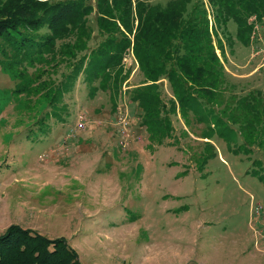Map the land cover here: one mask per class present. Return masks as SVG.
Wrapping results in <instances>:
<instances>
[{
  "label": "rangeland",
  "instance_id": "obj_1",
  "mask_svg": "<svg viewBox=\"0 0 264 264\" xmlns=\"http://www.w3.org/2000/svg\"><path fill=\"white\" fill-rule=\"evenodd\" d=\"M94 20L92 12L90 44L99 41ZM226 27L232 47L222 39L224 55L217 49L215 54L233 94L259 91L264 97L259 58L239 44L232 22ZM123 62L128 76L113 109L105 93L88 96L81 75L52 111L59 120L0 66V207L11 220L18 210L36 219L33 232L39 236L62 237L78 264H264V149H249L236 126L226 142L216 135L205 139V127L178 110L171 116L172 138L151 147L127 95L143 78L130 50ZM161 81L167 102L172 96ZM118 111L127 121L123 136ZM78 114L86 120L83 130L76 129ZM87 130L107 137L108 145L92 150L80 142V151L59 156L61 144ZM204 142L211 144L212 156L203 164ZM104 180L119 185L120 199L89 217L94 204L88 187H102Z\"/></svg>",
  "mask_w": 264,
  "mask_h": 264
},
{
  "label": "trees",
  "instance_id": "obj_2",
  "mask_svg": "<svg viewBox=\"0 0 264 264\" xmlns=\"http://www.w3.org/2000/svg\"><path fill=\"white\" fill-rule=\"evenodd\" d=\"M92 1L0 0V66L19 81L20 91L37 96L59 120L52 111L82 75L88 96L105 93L113 109L128 76L123 60L130 50L143 84L127 95L151 147L172 138L171 116L178 110L205 127V139L216 135L226 142L236 126L249 149H264V97L259 91L233 94L235 87L215 54L217 49L222 57L225 46L232 47L228 22L239 44L248 48L246 20L264 17V0ZM92 12L99 37L94 44L87 26ZM160 80L172 96L167 102L161 99ZM204 145L203 164L212 156L211 144ZM76 261L62 237L45 238L17 225L0 235V264Z\"/></svg>",
  "mask_w": 264,
  "mask_h": 264
},
{
  "label": "crops",
  "instance_id": "obj_3",
  "mask_svg": "<svg viewBox=\"0 0 264 264\" xmlns=\"http://www.w3.org/2000/svg\"><path fill=\"white\" fill-rule=\"evenodd\" d=\"M249 50V49H248ZM87 133V134H86ZM85 135L80 136L78 139L77 137L75 139H72L70 141H67L63 144H61V147L57 150V153H60L59 156L66 158L67 154L65 152L74 153L80 151L81 147L79 146L80 142L83 143V146H91L92 150H95V145H101L102 147L106 144L108 145L109 139L104 136H96L91 131H86ZM120 160H123L124 154H119ZM63 185V184H62ZM88 191L90 194L87 196L90 198V201H93V206L91 210L87 211V215L89 217L95 218L97 212H98V206L99 207H108L111 204L115 203L118 199H120V192L121 189L119 185L113 184L111 180H104L103 186L101 185H95L88 187ZM122 200V199H121ZM91 207V205H90ZM20 209V208H17ZM9 211H6L5 209L0 207V232L5 230L10 224L17 225L21 227L22 229H27L31 231H38L37 227V221L34 218H27L24 215V212L21 210H18L16 217L17 220H11L9 218V215H7ZM57 238V237H56ZM112 251V250H110Z\"/></svg>",
  "mask_w": 264,
  "mask_h": 264
},
{
  "label": "built area",
  "instance_id": "obj_4",
  "mask_svg": "<svg viewBox=\"0 0 264 264\" xmlns=\"http://www.w3.org/2000/svg\"><path fill=\"white\" fill-rule=\"evenodd\" d=\"M256 18L251 16L249 19L251 36L249 37L248 49L252 58H259L262 67L261 71L264 74V18H260L259 20H256ZM118 115H120V118L117 120V124L120 127V134L123 136V130L127 127V121L122 112L118 111ZM85 124V118L81 114H78L76 129L83 130Z\"/></svg>",
  "mask_w": 264,
  "mask_h": 264
}]
</instances>
